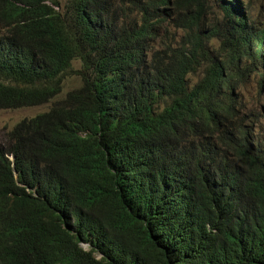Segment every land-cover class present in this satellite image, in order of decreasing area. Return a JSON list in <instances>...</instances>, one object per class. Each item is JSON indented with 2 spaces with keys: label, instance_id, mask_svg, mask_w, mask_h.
<instances>
[{
  "label": "trees",
  "instance_id": "trees-1",
  "mask_svg": "<svg viewBox=\"0 0 264 264\" xmlns=\"http://www.w3.org/2000/svg\"><path fill=\"white\" fill-rule=\"evenodd\" d=\"M240 2L0 0V109L79 81L0 144V264H264V27Z\"/></svg>",
  "mask_w": 264,
  "mask_h": 264
},
{
  "label": "rangeland",
  "instance_id": "rangeland-1",
  "mask_svg": "<svg viewBox=\"0 0 264 264\" xmlns=\"http://www.w3.org/2000/svg\"><path fill=\"white\" fill-rule=\"evenodd\" d=\"M241 4L246 8L248 14L250 15L251 19L258 22L261 27H264V0H240ZM212 12H215L213 9ZM214 14H211L209 17L211 18ZM216 44L217 42L214 41ZM78 68V64L76 62L72 63V69L75 70ZM264 74V53H263V67L261 70ZM195 81V78H191ZM253 79H250L248 83V89L250 90L253 86ZM79 86L78 79L71 73L66 72L61 79V91L60 93L50 100L46 104L34 106V107H25V108H18L13 110H1L0 109V144L4 142V137L7 132L11 130V128L23 119H29L34 117L37 114L43 113L48 110L50 105L64 97V95L77 88ZM248 106H254L252 102L248 104ZM262 106L264 107V100L262 101ZM86 249V248H85Z\"/></svg>",
  "mask_w": 264,
  "mask_h": 264
}]
</instances>
